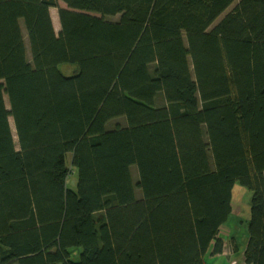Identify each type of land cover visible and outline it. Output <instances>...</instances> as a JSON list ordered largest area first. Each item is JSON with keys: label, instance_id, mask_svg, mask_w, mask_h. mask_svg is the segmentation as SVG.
I'll return each mask as SVG.
<instances>
[{"label": "trees", "instance_id": "trees-1", "mask_svg": "<svg viewBox=\"0 0 264 264\" xmlns=\"http://www.w3.org/2000/svg\"><path fill=\"white\" fill-rule=\"evenodd\" d=\"M236 183L264 264V0H0V264H207Z\"/></svg>", "mask_w": 264, "mask_h": 264}, {"label": "rangeland", "instance_id": "rangeland-1", "mask_svg": "<svg viewBox=\"0 0 264 264\" xmlns=\"http://www.w3.org/2000/svg\"><path fill=\"white\" fill-rule=\"evenodd\" d=\"M60 6L65 7L63 3L60 4ZM234 6L230 9L232 10ZM229 10V11H230ZM51 14L53 17V22L56 31H59L60 25H59V18H58V11L57 9H52ZM224 17V16H223ZM221 17L212 27L213 29L221 20ZM21 26H24L23 21H20ZM29 63L33 65L32 62V55L28 59ZM191 70H192V65H191ZM62 71L64 74H69L70 69L67 66L62 67ZM159 105H163V99L162 97L159 98L158 100ZM8 105V102H7ZM11 126L13 128V120L10 119ZM115 122H111L109 124V129H112L113 124ZM122 124H124L122 122ZM14 134L15 142L16 140V135ZM71 157L68 158V162L70 163ZM131 173L133 176V182H138L139 179V171L137 166H132L131 167ZM77 183H78V170L74 169L73 170V175L69 178L68 180V187L69 189L76 191L77 190ZM251 200H252V192L247 189L246 187L242 186L240 183H236L234 188H233V213L229 219L228 224L224 227L223 231L221 232V235L223 234L224 236L236 238L238 239V247L240 249V252L238 253L239 259L243 256L244 250L246 248V239L248 235V227L249 223L251 220ZM228 243H230L229 238H228ZM248 241V240H247ZM212 251V250H211ZM207 262L209 264H215L214 261L212 260L211 252L208 253L206 257ZM244 260V257H243ZM245 263V262H244Z\"/></svg>", "mask_w": 264, "mask_h": 264}, {"label": "crops", "instance_id": "crops-1", "mask_svg": "<svg viewBox=\"0 0 264 264\" xmlns=\"http://www.w3.org/2000/svg\"><path fill=\"white\" fill-rule=\"evenodd\" d=\"M223 235V234H222ZM224 236V235H223ZM224 236L225 239V249L223 254L219 256L212 257L215 264H245L243 256L239 259L238 252L240 251L238 247V239L230 237V235ZM228 238L230 243H228ZM209 264V262H206Z\"/></svg>", "mask_w": 264, "mask_h": 264}, {"label": "bare ground", "instance_id": "bare-ground-1", "mask_svg": "<svg viewBox=\"0 0 264 264\" xmlns=\"http://www.w3.org/2000/svg\"><path fill=\"white\" fill-rule=\"evenodd\" d=\"M21 30L25 39V46H26V53H27V60L30 58L31 56V47H30V42L26 33V28L25 26H21ZM29 62V61H28Z\"/></svg>", "mask_w": 264, "mask_h": 264}]
</instances>
